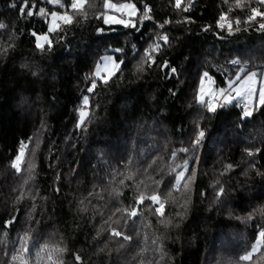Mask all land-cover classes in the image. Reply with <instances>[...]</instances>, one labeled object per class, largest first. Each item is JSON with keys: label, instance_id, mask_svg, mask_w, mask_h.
I'll use <instances>...</instances> for the list:
<instances>
[{"label": "trees", "instance_id": "trees-1", "mask_svg": "<svg viewBox=\"0 0 264 264\" xmlns=\"http://www.w3.org/2000/svg\"><path fill=\"white\" fill-rule=\"evenodd\" d=\"M112 1L136 6L134 27L98 19L106 13L103 0H88L79 14L70 0H27L32 16L27 8L20 12L24 0H0L6 25L0 29V230L14 233L22 223L28 204L17 202L22 173L12 164L21 145L31 149L43 129L41 151L32 152L35 186L28 203L33 222L46 232L56 229L60 238L52 261L264 264V246L251 261L239 260L264 228V107L242 117L237 102L218 113L198 102L205 72L227 89L241 67L264 71V18L248 19L252 8L264 6L258 0H241L243 8L236 0H182L178 9L175 0ZM145 6L151 19H143ZM53 12H67L73 22L61 20L51 42L37 47L36 37L50 32ZM165 35L167 43L160 39ZM108 54L122 66L105 83L94 77V67ZM237 59L241 63L233 64ZM87 95L88 115L79 126ZM154 194L163 216L148 199ZM217 243L231 250L220 252Z\"/></svg>", "mask_w": 264, "mask_h": 264}, {"label": "rangeland", "instance_id": "rangeland-1", "mask_svg": "<svg viewBox=\"0 0 264 264\" xmlns=\"http://www.w3.org/2000/svg\"><path fill=\"white\" fill-rule=\"evenodd\" d=\"M113 3H116V4H133L131 2H126V3L113 2ZM129 11H131V10L126 9V10H124L123 13H121V12H118V11H115L112 9H106V14L109 16H112L116 19H121V20H125V21H126V18H124V16H126L127 22H130L132 24V21H134L137 18V10H136V14L134 16L128 15ZM63 14L64 13L58 14L57 17L51 18L50 28H55V30H56L57 29L56 25L60 26V24L62 22L59 19V16L63 15ZM106 25L107 26H125L124 24H106ZM55 30L50 31L49 34H47L48 40L43 41V43H42L43 46L48 45L51 42V35L55 34ZM97 65L100 66V68H99L100 75L99 76H97L95 74L97 72ZM115 65H119V68L117 69L115 67ZM121 66H122V61L117 60L116 55H112V54L105 55L96 63V66L94 67V77L97 80L98 79L103 80L101 77H108L107 81H109L119 72ZM109 72H114V75H111L109 77ZM247 72H256L257 73L256 83L253 86L256 91L253 93L252 97L249 99V97L246 94V90L241 95H237L236 92L231 90V95L227 96L229 98V102H226V103L232 104L235 102H237V103L242 102V103L248 105L249 107H253V108H254V106L260 107L258 104L259 89L262 86H264V71L261 72L260 70H250ZM176 74H177V71H176ZM176 74L170 73V75H176ZM239 75L243 76L244 73L242 72ZM235 80H233V81H235ZM92 86H91V88H92ZM201 87H203V89H204V94H203L204 103H201V104L211 102L213 107L216 108V106L213 102V97H214L213 94L218 93L220 88L216 87L215 82L213 81V79L210 76L205 77L204 81H203V85H201V81H200V85H199V94H198V102L199 103H200V97L202 95ZM228 92L229 91H227L225 93V95H227ZM87 97L89 99L88 95H87ZM88 107H89V103L87 106H85L82 103L81 106L79 107L78 114L80 115L81 110L87 112ZM85 121H86V119H85ZM78 125L79 126L83 125V123L82 124L80 123V118L78 120ZM42 132H43V129H41L40 131L38 130L34 134L33 139L31 141V144H30L31 149H29L28 151H27V149L24 150V156H23L22 162L20 164V171H19L22 173V175H21L20 182H19L18 187L16 188L15 192L18 193L17 202L18 203L22 202V204H23V202H26L25 205L28 204V207H26V209H25V214H24V217L22 219V223H21L20 227L18 228L17 232L15 231L14 233H9L5 229L0 230V264H19V260L13 261L12 256L16 255L17 251L20 249V247H21L20 238L23 237L26 232L30 233V235L32 237L28 246L31 248L30 258H31L33 264H48V262H49L48 254L51 253L52 260H56V254H58V242H59L60 238L57 236L56 229L50 228L46 232V229L42 228L39 223L33 222L32 211H30V210H32V206L28 203L30 200H33L32 193L34 191V186H35V185H31V183H33V181H34V180L31 181V179L33 178V174H34L35 168H36L35 161L33 160V153L32 152L36 151V150L41 151V147H42L43 142H44V136L42 135ZM14 162H16V160ZM185 169L187 170V166ZM183 177H184V173H183ZM181 181H182V179L179 181V183H181ZM176 183H177V181H176ZM150 206H151V204H150ZM135 212H137V209L135 210ZM136 216H137V214H136ZM131 218H132V215H131ZM44 244H47L49 247L46 249H43L42 251H39V258H37L36 252L40 249V246H42ZM53 249H56V250L54 251ZM216 249L220 252L231 250L229 248V246H224V244H222V243H220V244L217 243ZM223 249H225V250H223ZM21 255H24V254L21 253Z\"/></svg>", "mask_w": 264, "mask_h": 264}, {"label": "snow or ice", "instance_id": "snow-or-ice-1", "mask_svg": "<svg viewBox=\"0 0 264 264\" xmlns=\"http://www.w3.org/2000/svg\"><path fill=\"white\" fill-rule=\"evenodd\" d=\"M190 2H191V0H190ZM226 2H227V0H226ZM258 2H259L260 5L264 6V0H258ZM49 3L59 4L60 0H49ZM87 3H88V0H70V3L68 5V7L73 12L79 14L80 12H82L84 10L85 5ZM61 6H63V5H61ZM181 6H182V0H175V7L180 9ZM246 6L247 5L242 3L241 0H236V7L243 8V7H246ZM32 7H35V5H33ZM103 7L105 9H112V10H115V11H118V12H121V13H123L124 10H126V9H130L131 11L128 12V15L134 16L136 14V6L134 4H116V3H113L112 0H103ZM26 8L28 9V11H27V15L28 16L34 15V13L31 10V8H28L27 0H24V3L22 5V7L20 8V12L24 13ZM182 10L183 11H187L188 8L185 7ZM149 11H151V9H149V8H147V6H145V12H144V15H143V19H151V17L147 15V13ZM43 12H44V10L40 9V13L43 14ZM51 15L53 17H57L58 13L53 12ZM257 17L264 18V11H260L258 8H252L251 9V15L248 17L249 21L255 20ZM84 18L85 19L87 18V14L86 13H84ZM97 18L98 19L99 18H103L105 24H124L125 27H129V26H133L134 27L135 26V25L131 24L130 22H127V21L121 20V19H116V18H114L112 16L107 15L106 13H101L100 15L97 16ZM59 19L62 20L66 24H70V23L73 22L74 16L73 15H69L67 12H65L63 15L59 16ZM226 19L227 18L224 15H222L220 17L221 21H226ZM167 22L168 21H165V23H167ZM236 23L239 24L240 21L237 20ZM220 26L224 27L223 24H221ZM5 27H6V25H4L3 23H0V29H3ZM56 27L58 28L59 25H56ZM160 27H163V25H160ZM228 27L231 28V23L228 24ZM260 29H264V23L260 24ZM49 30L50 31H54L55 28H50ZM33 35H36V34L33 33ZM36 38H37L38 41H40V40L47 41L48 40V37L46 35L45 36H37ZM160 39L163 40L165 43L168 42V37L166 35L165 36H161ZM37 47L42 48L43 45L38 43ZM158 48H159V45H155L152 50L155 51ZM117 51H119V50H117ZM146 55H148L149 58H151L150 53H146ZM154 62L155 61H153V63ZM232 63L233 64H240L241 61L237 59V60H233ZM115 67L118 69L119 65H115ZM165 67H167V62H165ZM99 68H100V66L97 65V72L95 73L97 76L100 75ZM138 71H143V67L142 66L138 67ZM172 71L175 72V69L173 68ZM240 72H243L244 75L240 76L239 74H237L235 81H229L228 82V89H231L232 91L236 92L237 95H241L246 90V94H247V96L250 99L252 97L253 93L256 91L253 86L256 83L257 73L256 72H247L245 70V68H243V67L240 68ZM111 75H114V72H109V77ZM205 77H208V73L207 72H205L203 77H201V85H203V81H204ZM101 78L104 80L105 83H107L108 77H101ZM94 88H95V83H93V86H92V88L89 89V91H92ZM228 89L220 88L219 91H218V94L220 96H224L225 93L228 91ZM201 93H202V95L200 97V103H204V100H203L204 89H203V87H201ZM213 95H215V94H213ZM225 102H229V98L228 97H226ZM88 103H89V99H88L87 96H85L83 98V104L85 106H87ZM258 104H259L260 107H264V86H262L259 89ZM207 107H208L209 111H215V108L213 107L211 102L208 103ZM87 115H88L87 112L81 110V112H80V123L81 124L84 123ZM243 115H244V117H249V116L252 115V109H250L248 107V105H245L244 111H243ZM203 136H204V132L200 131L198 136H197V138H196V143H199L200 139ZM25 148H26V145L22 144L21 147H20L19 155L16 157V162H14L12 164V167L14 169H16L17 172L20 171V164H21L23 156H24ZM182 151H187V150L186 149H182ZM249 155H252V153L249 152ZM229 167H231V166L229 165ZM194 175H195V173H192L188 177V179L191 180L194 177ZM183 178H184L183 177V173H181L177 177V185H179V181L181 179H183ZM121 183H123V181H121ZM185 186L187 187V185H185ZM169 195H170V193H169ZM148 199H150L153 204H157L158 203L160 205V207L157 208L156 211L160 212V215L163 216L164 213L161 211V209L164 207V205H163V202L160 200L159 195L154 194V195L150 196ZM143 200H144V198H143V196H141L140 197V202L143 203ZM261 214L264 215V209L261 210ZM130 215L135 216L136 212L132 211L130 213ZM251 218H252V215L249 214L248 219H251ZM14 220H15V217H13L12 220L6 221V226L11 225L14 222ZM112 235L121 236L123 234L121 232L113 230ZM31 239H32V237H31L30 233H27V232L24 234L23 237L20 238L21 247L17 251V254L12 256V260L13 261L19 260V264H33L32 260L30 258L31 248L28 246L29 242L31 241ZM124 239L125 240H130L131 237L124 236ZM262 246H264V228H262L259 231V233L257 235L256 242L251 246V250L247 251L243 255H241L239 257V260L240 261H251L253 256H254V254L260 252ZM48 247L49 246L47 244H44V245L40 246V249L36 252V257L39 258V251H42L43 249H46ZM53 250L55 251L56 249H53ZM59 251H63V249H59ZM21 253H23L24 255H21ZM48 259L50 261H52L51 253L48 254ZM260 259L264 260V256H261ZM76 260L79 261L80 257L77 256ZM52 264H62V261H59L57 259V261H52Z\"/></svg>", "mask_w": 264, "mask_h": 264}, {"label": "built area", "instance_id": "built-area-1", "mask_svg": "<svg viewBox=\"0 0 264 264\" xmlns=\"http://www.w3.org/2000/svg\"><path fill=\"white\" fill-rule=\"evenodd\" d=\"M221 24H223L224 27H221V26H220V28L225 29V28L228 27V24H229V23H226V24L221 23ZM221 24H220V25H221ZM158 45H159V44H158ZM147 53H149V51H148ZM173 68H174V67H173ZM173 68L170 69V73H171V74H176V69L174 68V69H175V72H173V71H172ZM228 93H229V92H228ZM213 102H214V104H215V106H216L217 112H219V111L224 107V104H223V97L220 96L219 94H216V95L214 96ZM225 108L227 109V107H225ZM240 108L244 111V108H243L242 106H241Z\"/></svg>", "mask_w": 264, "mask_h": 264}, {"label": "clouds", "instance_id": "clouds-1", "mask_svg": "<svg viewBox=\"0 0 264 264\" xmlns=\"http://www.w3.org/2000/svg\"><path fill=\"white\" fill-rule=\"evenodd\" d=\"M172 68H173V67H172ZM228 91H229V93H228L227 95L222 96V97H223V104H224V107H223L220 111H222L223 109H226L225 107H228V105H229L228 103L225 102V98H226L227 96H230V95H231V89H228ZM216 94H218V93H216ZM216 94H215V95H216ZM215 95H214V96H215ZM213 99H214V97H213ZM245 105H246V104H244V103H242V102H238V103H237V108L240 110L242 117H244V115H243V110H242L240 107L242 106V107L244 108ZM248 107H249V106H248ZM249 108L252 109V111L254 110L253 107H249ZM220 111H219V112H220ZM215 112L218 113L216 108H215Z\"/></svg>", "mask_w": 264, "mask_h": 264}, {"label": "water", "instance_id": "water-1", "mask_svg": "<svg viewBox=\"0 0 264 264\" xmlns=\"http://www.w3.org/2000/svg\"><path fill=\"white\" fill-rule=\"evenodd\" d=\"M43 41H44V40H40V41H38V43L42 44ZM166 68H168V66H167ZM153 205H154V206H157V205H159V204L157 203V204H153ZM136 214H137V212H136ZM135 216H136V215H135ZM135 216H132V219H134Z\"/></svg>", "mask_w": 264, "mask_h": 264}, {"label": "crops", "instance_id": "crops-1", "mask_svg": "<svg viewBox=\"0 0 264 264\" xmlns=\"http://www.w3.org/2000/svg\"><path fill=\"white\" fill-rule=\"evenodd\" d=\"M235 96V95H234Z\"/></svg>", "mask_w": 264, "mask_h": 264}]
</instances>
